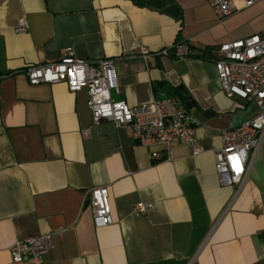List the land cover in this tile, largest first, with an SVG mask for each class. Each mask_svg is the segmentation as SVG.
I'll return each instance as SVG.
<instances>
[{"label": "crops", "instance_id": "obj_1", "mask_svg": "<svg viewBox=\"0 0 264 264\" xmlns=\"http://www.w3.org/2000/svg\"><path fill=\"white\" fill-rule=\"evenodd\" d=\"M26 17L29 30L16 32ZM264 29V0L218 19L206 0H0V264L10 246L54 233L45 264H264V140L243 184L222 185L215 153L224 129L258 108L229 97L213 48ZM188 42L186 57L117 65L131 106L174 95L200 120L197 143L164 159L112 121L94 124L86 89L30 84L24 69L72 46L89 61ZM164 152V151H163ZM107 186L114 222L96 228L89 191ZM152 202L144 215L139 202Z\"/></svg>", "mask_w": 264, "mask_h": 264}, {"label": "built area", "instance_id": "obj_2", "mask_svg": "<svg viewBox=\"0 0 264 264\" xmlns=\"http://www.w3.org/2000/svg\"><path fill=\"white\" fill-rule=\"evenodd\" d=\"M218 19H224L261 0H206ZM26 17L19 19L16 32L29 30ZM218 78L229 97H240L254 103L257 113L239 125L228 127L221 133L222 147L215 153V167L222 185L243 184L264 140V29L251 36L223 42L213 48ZM192 53L188 42L180 41L159 50L140 44L136 51L115 57L89 61L77 55L72 46L63 50L55 61L26 67L23 71L30 84L65 83L71 92L86 89L88 108L94 124L112 121L128 129L132 138L148 148L163 146V151H153L155 160L164 159L167 150L186 144L193 154L203 148L197 143L200 120L189 111L182 100L174 95L150 103L131 106L121 93L117 65L123 60L146 58L150 55L186 57ZM4 76L0 75V78ZM0 88V104H1ZM88 206L96 228L113 224L112 207L107 186H94L89 191ZM154 204L139 201L133 206L138 215L147 214ZM264 236V231L262 232ZM54 233L16 240L10 246L14 264H45L46 255L54 248ZM194 258L186 264H193Z\"/></svg>", "mask_w": 264, "mask_h": 264}]
</instances>
